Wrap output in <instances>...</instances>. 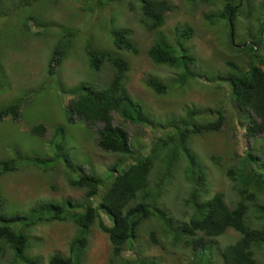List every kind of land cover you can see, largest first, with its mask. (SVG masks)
<instances>
[{
    "label": "rangeland",
    "instance_id": "374dc122",
    "mask_svg": "<svg viewBox=\"0 0 264 264\" xmlns=\"http://www.w3.org/2000/svg\"><path fill=\"white\" fill-rule=\"evenodd\" d=\"M20 1L0 0V110L10 103L20 104L18 119L11 116L0 119V161L19 157L17 170L0 175V192L8 212L30 211L40 201L70 199L82 203L85 191L71 186L67 175L69 172L78 176L82 173L81 166L105 178L109 175L106 180L114 174V163H118V169H123L121 154L105 151L97 144L96 128L101 123L92 127L77 118L72 122L67 119L70 100L74 97L70 92L72 87L83 82L104 87L115 73L109 63H104L100 72L91 71L85 44L97 51H118L130 63L124 83L129 93L144 104L149 121L145 125H135L116 112L113 116L114 124L128 130L134 149L149 152L154 140L166 133L168 128L164 124L186 118L192 109L200 111L194 121L214 120L218 109L223 112L225 121L221 128L193 135L191 147L204 165L207 194L211 196L221 191L228 204L238 199L236 182L227 172L230 168H238L249 151L259 154L264 163V135L256 139L247 136L245 111L238 108L231 95L229 77L235 69L227 62L236 61L241 69L248 64L247 54H244L245 59L239 57L238 53L242 55L243 52L236 46L245 39L249 44L251 35L258 37L264 26V0H246L243 12L249 15L237 18L232 42L229 21L222 19L213 24L206 17V14L220 12L223 0H169L174 8L166 12L165 23L154 31L140 21V0L108 3L102 0H35L33 4ZM29 15L37 18V23L28 21ZM185 25L190 27L192 35L184 44L197 55L198 63L194 65L195 78L180 85L176 79L180 71L154 63L147 50L156 39L164 38L176 44ZM116 28L130 32L139 53L116 49L111 39V31ZM72 36L73 44L64 62L55 73H50L48 64L54 47L61 37ZM148 77L167 82L170 86L167 94L150 89L145 84ZM40 123L47 128L43 135L31 131ZM57 145H62V156L54 164L51 159L56 155ZM186 164L182 160L173 173L164 200L166 208L178 221L187 220L192 212L185 200L192 188L186 179ZM102 217L111 224L104 211ZM154 228L157 230L155 240L150 234ZM76 232L77 226L71 221L32 227L28 233L34 239V246L30 250L42 256L45 262L55 253L67 256ZM239 236L229 229L215 246L219 244L220 250ZM143 255L157 259L159 264H190L193 259L190 250L172 245L170 236L163 234L153 220L144 223L138 237L125 245L120 259H113L108 235L99 230L97 224L92 226L86 264H126L125 260L135 261ZM12 259V253L6 252L0 264H9ZM257 259L258 264H264L261 252L257 253Z\"/></svg>",
    "mask_w": 264,
    "mask_h": 264
},
{
    "label": "trees",
    "instance_id": "16d2710c",
    "mask_svg": "<svg viewBox=\"0 0 264 264\" xmlns=\"http://www.w3.org/2000/svg\"><path fill=\"white\" fill-rule=\"evenodd\" d=\"M33 1L21 0L20 3L33 4ZM102 1L108 3L111 0ZM140 2V21L152 31L165 23L166 12L174 8L169 0ZM245 5L246 0H223L221 11L206 14V17L213 24L222 19L229 21V38L232 42L237 18L249 15L243 12ZM30 20L38 21L32 15L28 16ZM263 29L264 26L257 38L251 35L249 44L245 43V39L236 46L243 52L242 55L238 53L239 57L245 59L244 54H247V65L241 69L236 61L227 62L235 69L229 77L231 95L238 108L245 111L243 116L248 120L246 133L253 139L264 135ZM191 35L190 27L185 25L176 44L164 38L156 39L147 50V55L154 63L180 71L176 78L180 85L197 75L194 65L198 63V57L184 44ZM73 37H61L54 47L48 64L50 73H55L64 62L73 44ZM111 39L117 50L139 53L127 29L112 30ZM85 52L91 71L100 72L104 63H109L115 73L104 87L84 82L72 87L70 92L74 97L70 100L67 119L72 122L77 118L92 127L102 123L96 130L97 144L105 151L121 154L123 169H118V163H114V174L109 180H106L109 175L105 178L94 171H85L83 166L78 176L67 172L69 184L85 191L82 203H74L70 199L64 202L40 201L30 211L8 212L0 192V258L10 251L13 259L9 264H86L85 253L91 228L97 224L99 230L108 235L113 247V259H120L125 245L138 237L144 223L153 220L158 223L163 234L170 236L172 245L190 250L193 254L190 264H258L257 253L264 255V199H261L264 194V163L261 162V156L249 151L238 168L228 170V176L236 182L238 195L232 204L227 203L221 191L208 195L205 168L198 153L191 147V137L219 130L225 121L223 112L218 109L214 120L194 121L200 111L192 109L186 118H176L164 124L168 128L166 133L154 140L149 152L134 149L128 130L114 124L113 116L116 112L125 121L135 125H145L149 121L144 104L129 93L124 83L130 69L129 61L118 51H97L86 44ZM145 84L158 94H167L170 88L167 82L156 77H148ZM19 105L15 102L5 106L0 110V119L5 116L18 119ZM46 129L40 123L33 126L31 131L43 135ZM61 149L62 145H57L56 155L51 159L54 164L62 156ZM18 159L13 157L0 161V175L17 170ZM182 160L187 162L184 170L192 187L185 199L192 212L187 220L178 221L166 208L164 200L173 173ZM66 161L70 163L68 159ZM103 211L110 217L111 224L103 219ZM54 221H71L77 226V232L69 243V255L55 253L45 262L39 254H32L30 249L34 246V239L28 231ZM229 229L235 230L240 236L219 250V244L215 246V243ZM156 231L155 228L150 231L154 240ZM125 262L159 264L157 259L144 255L138 260Z\"/></svg>",
    "mask_w": 264,
    "mask_h": 264
},
{
    "label": "clouds",
    "instance_id": "9594fccd",
    "mask_svg": "<svg viewBox=\"0 0 264 264\" xmlns=\"http://www.w3.org/2000/svg\"><path fill=\"white\" fill-rule=\"evenodd\" d=\"M100 123V122H99ZM102 124V123H101ZM100 126H102V125H100ZM96 130H97V128H96Z\"/></svg>",
    "mask_w": 264,
    "mask_h": 264
}]
</instances>
